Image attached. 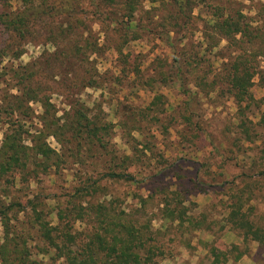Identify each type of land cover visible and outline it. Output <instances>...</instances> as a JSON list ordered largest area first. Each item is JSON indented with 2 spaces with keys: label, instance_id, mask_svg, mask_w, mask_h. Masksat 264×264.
Here are the masks:
<instances>
[{
  "label": "trees",
  "instance_id": "1",
  "mask_svg": "<svg viewBox=\"0 0 264 264\" xmlns=\"http://www.w3.org/2000/svg\"><path fill=\"white\" fill-rule=\"evenodd\" d=\"M3 1L0 60L12 59L13 66L8 72L10 89L0 90V124L5 128L0 142V187L4 186L0 264H163L170 257L155 234V220L176 226L186 236L215 232L213 227L220 223L221 230L242 238L243 245H264V226L252 215V188L229 195L225 221H209L205 213L191 214L182 193L167 189L180 186L174 174L184 163L197 164V179L209 166L182 155L172 159L156 143L158 136L170 135L175 110L159 92L170 81L185 100L183 111L174 116L189 125L187 128L202 131L216 154L223 156V144L216 145L214 135L202 128V116L196 110L204 99L217 102L226 98L235 109L231 136H237L243 145L259 148L258 153L247 156L251 173L245 171L242 176L248 188L264 179V95L257 98L253 91L256 80L264 91L263 0H249L261 17L258 19L242 10L215 6L207 14L204 29L199 30L197 48L191 45L180 51L168 38L173 61H164L160 70L154 68L147 76L141 67L133 66L135 60L125 47L107 48L85 21L96 20L105 33L119 30L127 41L134 42L145 28L138 13L146 2L152 10L157 4L172 9L182 29L192 31L193 13L208 0H91L89 15L80 12L77 0H24L22 7L11 11ZM36 42L55 50L41 52L26 65H16L25 54L23 46ZM108 49L118 59L113 70L101 72L99 64ZM166 65L168 71L163 70ZM88 90H102L104 99H90ZM142 92L153 96L150 103H137ZM55 95L67 104L61 116L52 101ZM32 103L41 105L40 115ZM193 138L178 140L177 153H190ZM229 153L234 157L228 161L235 160L238 166L241 156L247 154L242 149ZM154 171V177L168 186L161 197L139 193ZM62 174L71 178L65 193L32 194L26 201L12 199L11 190L17 184H27L30 190L44 177L51 180ZM237 179L225 185L231 186ZM114 185L124 191L114 195ZM206 247H210L211 264L230 261V251L208 243ZM231 250L237 253L234 261L246 255L237 245Z\"/></svg>",
  "mask_w": 264,
  "mask_h": 264
},
{
  "label": "rangeland",
  "instance_id": "2",
  "mask_svg": "<svg viewBox=\"0 0 264 264\" xmlns=\"http://www.w3.org/2000/svg\"><path fill=\"white\" fill-rule=\"evenodd\" d=\"M39 1L37 0V3ZM90 1L77 0V6L80 12L87 15L90 14ZM257 1L259 0H255V2ZM3 4L11 11V9L17 10L19 7H22L25 2L24 0H4ZM217 5L222 6L228 11L236 12L242 10L245 15L257 16V12L249 0H208L206 5L196 9L193 13L194 26L192 31L191 29L188 31L187 29H182L180 25L182 22L176 19L172 9L170 11L167 9L164 10L161 4H157L155 6L156 8L152 10L151 4L146 2L144 9L138 13V19L141 23L144 22L145 28L140 30L141 38L134 42L127 41L123 33L119 30L107 31L105 33L103 27L101 28L96 20L88 18L85 22L88 30L100 38L99 42L106 44L107 48L117 46L125 47L126 52L130 53L132 59L136 62H134L133 66L141 67L147 76L152 73L154 68L160 70V66H162L164 61H173L174 56L172 55L170 44L167 43L168 38H171L172 41L177 43V48L180 51L187 50V46L190 48L191 45L197 48L198 41L201 39L200 31L204 29L206 21L209 19L207 14L213 11V8ZM167 6L169 5L167 4ZM256 18L261 17L257 16ZM88 35L86 34V37ZM182 40L185 41L183 46L179 45ZM23 48L25 49V54L20 60L16 61V65H26L39 56L38 54L41 52L55 50L52 46H47L42 42L29 43L24 45ZM117 59L118 55L116 52L108 49L105 54V60H101L99 64L100 71L104 72L107 69L113 70V65ZM11 61L12 59L0 60V90L2 91L10 89L8 85L11 84V74L8 72L13 66ZM163 70L168 71V66L166 65ZM255 83L253 91L257 98H261L264 95V91L258 86V80ZM11 92L16 93L12 89ZM159 92L167 97L169 107H172L175 111L171 113L173 119L170 120V135L167 138L157 137L156 143L158 144V149L167 151V156L172 159H176L182 155L186 159L195 160L194 162H204L209 167H205L204 172L201 171V179H197V164L194 166L192 163H184L180 167L181 169H177L178 172L174 174L176 181H179L181 184L179 187H174L173 189H167L168 186L165 185V182L158 180V177H154L156 173L154 171L148 178L147 184L144 185L139 193L146 196L155 195L156 197H161L166 189L169 191L178 189L177 191L182 193L183 197L186 198V206L189 208L191 214L200 215L205 213L209 216V221L215 222L225 219L228 199L231 193L249 191L252 188L255 191L254 199L251 202V205L254 206L252 215L254 214L253 216L258 224L264 226V179L248 188V184L246 183L247 179L245 176H242L245 171L251 173L248 170L249 165L246 163L249 162L247 156H253V154L258 153L259 148L257 145H243L240 141L238 142L236 140L237 136H231V132H233V121L231 118L235 112L232 102L226 98L219 99L217 102L204 99L199 109L196 110L202 116V128L214 135L216 145L223 144L225 152L223 156H219L216 154L213 146L206 140V135L202 134V131L187 128L189 125H185L182 119L179 120L174 116L176 115V111H183L185 102L179 93L178 86H173L172 82L168 81V85L160 88ZM102 93V90L98 92L88 90L86 92L92 100L96 98L104 99L101 96ZM106 97L108 96L106 95ZM152 97L151 94L142 92L137 103L142 105L150 103ZM52 101L58 116H61L67 108L64 98L55 95ZM31 106L36 111V114H41V105L32 103ZM261 111L264 112V106ZM195 121L193 119V122ZM4 130V125L0 124V142L3 139ZM192 135H194V138L191 144L193 145L191 152L178 154V140L183 137L191 138ZM116 142L120 146L123 145L119 138L116 139ZM50 143L54 148L58 149V145L54 139H50ZM123 147L124 151H129L127 147ZM239 149L247 153L241 156V166H238L235 160L228 161V158L232 159L234 157V154L231 155L229 150L237 152ZM147 174L145 172V175ZM234 177H238L234 184H231V186L228 184L225 185L228 181L233 182ZM70 181L71 178L67 174H62L51 180L44 177L42 182L38 185H33L30 190L27 184H24L25 186L17 184L11 190L13 191L12 199L26 201L32 194L54 195L65 193V187H69ZM3 187H0V195L3 193L1 190ZM131 189L134 190V187ZM111 191L114 195H119L120 192L122 193L124 191V188L120 185H114ZM131 203H134V201L131 200ZM79 227L81 229L84 228L82 224H79ZM153 229L155 234L159 236L158 238H160V245H162L163 251H165L167 257H170V260L164 261L163 264H211L210 247H206V243L218 247L220 251H230L228 253L230 261L227 264H264V245H259L256 242L243 245L242 238L234 233H229L227 229L221 230L220 223L213 227V231L215 232L198 231L193 236L182 235L176 226L174 228L159 220L153 222ZM233 245L239 246L240 251L246 253L239 261L233 260L237 254L231 250Z\"/></svg>",
  "mask_w": 264,
  "mask_h": 264
}]
</instances>
